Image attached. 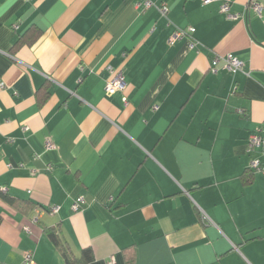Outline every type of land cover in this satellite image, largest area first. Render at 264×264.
<instances>
[{
    "label": "crops",
    "instance_id": "1",
    "mask_svg": "<svg viewBox=\"0 0 264 264\" xmlns=\"http://www.w3.org/2000/svg\"><path fill=\"white\" fill-rule=\"evenodd\" d=\"M152 1L0 0V264H264V4Z\"/></svg>",
    "mask_w": 264,
    "mask_h": 264
},
{
    "label": "built area",
    "instance_id": "2",
    "mask_svg": "<svg viewBox=\"0 0 264 264\" xmlns=\"http://www.w3.org/2000/svg\"><path fill=\"white\" fill-rule=\"evenodd\" d=\"M203 1H209V0H203ZM249 5L253 8L254 11L259 12L264 4V0H249ZM137 4H141L143 8H147L149 6L153 5L152 0H142V2H138ZM158 9L163 15H166L168 7L165 3H161L158 6ZM221 11L226 12L228 16H236L238 13H233L229 11V5L227 1L222 2L220 5ZM194 28L192 26H189L187 29L176 26L171 34V39H178L183 37L188 31H192ZM221 64L220 66L225 67L229 70H237L242 69L243 67V60L234 55L231 52H227L225 54H215L212 58V66L211 70L215 71L217 69V64ZM125 87V81L123 77L122 70L120 68H109V75L106 79L105 83V89L107 92H115L116 90H123ZM122 100L125 101L126 97L124 94L121 96ZM156 107V104L153 106ZM261 132L260 130H256L255 132L251 133L248 137V147L249 149L254 148L255 146H258L261 143ZM251 167H259V164L257 161L253 160L251 162ZM83 200L82 195H77L73 199V202L71 204L73 209H77L79 206V203ZM56 206L52 207V210H55ZM23 261L25 264H36L32 257V252L30 250H25L23 253ZM107 264H116V260L114 255L109 256L107 260Z\"/></svg>",
    "mask_w": 264,
    "mask_h": 264
},
{
    "label": "trees",
    "instance_id": "3",
    "mask_svg": "<svg viewBox=\"0 0 264 264\" xmlns=\"http://www.w3.org/2000/svg\"><path fill=\"white\" fill-rule=\"evenodd\" d=\"M251 179H252L251 172H247V173L243 172L241 174L242 184L249 183ZM0 194L5 200L12 202L13 204H17L20 202L18 199H15L1 191H0ZM46 230L51 240L54 242L55 246H57L60 252L63 254L65 264H84L92 258V252H91L90 247H83L80 251L79 256H73L70 253H68V251L66 250V247L61 243L59 238L54 233L53 228H47Z\"/></svg>",
    "mask_w": 264,
    "mask_h": 264
}]
</instances>
